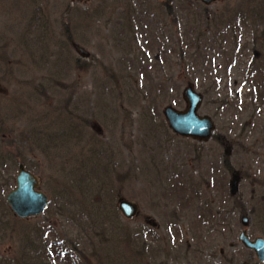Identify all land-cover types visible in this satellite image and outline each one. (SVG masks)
<instances>
[{
  "label": "rangeland",
  "instance_id": "374dc122",
  "mask_svg": "<svg viewBox=\"0 0 264 264\" xmlns=\"http://www.w3.org/2000/svg\"><path fill=\"white\" fill-rule=\"evenodd\" d=\"M163 2L0 0V87L6 91L0 93V122L7 132L0 137V264L15 259L20 264H136L134 225L145 217L164 228L172 211H178L182 228L170 244L177 240L183 248L188 228L200 242V254L190 255V263L210 259L205 264H214L220 249L228 252L230 243L237 247L242 230L228 196L224 161L242 179L238 199L252 211L249 236H264V151L253 155L263 148V135L256 136L258 126L245 127L258 115L264 119V105L257 109L264 89L257 97L245 81L253 62L254 69L264 71V41L258 39L264 23L255 16L264 17V0H220L206 13L198 3ZM260 82L264 87V73ZM187 83L204 95L200 115L213 120L215 141L195 145L176 138L163 120L166 106L184 108ZM40 85L47 101L38 95ZM250 95L259 103L248 104ZM233 99L242 106H226ZM86 103L100 135L82 125L80 134L71 133L66 118L79 105L86 113ZM50 106L56 109L51 116ZM234 116L235 131L229 133L225 123ZM84 119L79 115L78 124ZM61 127L62 142L52 138ZM55 146L62 154L68 148L83 155L79 163L71 161L79 174L75 189L63 183L73 166L63 162L60 151H47ZM9 159L26 164L41 179L49 199L42 216L12 217L5 196L15 187L17 170L11 179ZM244 177L259 184L260 198L251 200ZM200 180L206 191L198 194L193 184L201 185ZM119 198L136 203L139 215L125 220L117 209ZM159 230L160 235L167 231ZM237 252V264L251 256Z\"/></svg>",
  "mask_w": 264,
  "mask_h": 264
},
{
  "label": "water",
  "instance_id": "95a60500",
  "mask_svg": "<svg viewBox=\"0 0 264 264\" xmlns=\"http://www.w3.org/2000/svg\"><path fill=\"white\" fill-rule=\"evenodd\" d=\"M204 4H209L215 0H199ZM186 103V109L183 112H177L172 108L164 110V116L168 122L170 129L177 135L190 137L197 141H206L210 132L213 129L208 118H200L196 112L200 104L201 98L195 94L192 87L189 86L184 90L182 96ZM236 177L233 179L232 189L234 191ZM37 181L29 174L20 168L19 176L17 177V189L7 196V203L13 212L20 218L39 215L45 205L46 198L43 194L35 192ZM125 215L129 216L133 212V206L127 203H121ZM240 240L246 248L253 249L260 262L264 261V240H256L250 243L242 234Z\"/></svg>",
  "mask_w": 264,
  "mask_h": 264
},
{
  "label": "flooded vegetation",
  "instance_id": "af4514ba",
  "mask_svg": "<svg viewBox=\"0 0 264 264\" xmlns=\"http://www.w3.org/2000/svg\"><path fill=\"white\" fill-rule=\"evenodd\" d=\"M188 255H189V253H188ZM200 260V262H201V264H205V262L204 261H209L210 259H199ZM184 261H186V263H184V264H190V258H185L184 259ZM220 261V260H219Z\"/></svg>",
  "mask_w": 264,
  "mask_h": 264
},
{
  "label": "trees",
  "instance_id": "16d2710c",
  "mask_svg": "<svg viewBox=\"0 0 264 264\" xmlns=\"http://www.w3.org/2000/svg\"><path fill=\"white\" fill-rule=\"evenodd\" d=\"M260 89H261V88H256V89H255V94L257 95V97H258V96L260 97V95L262 94V93H261L262 91H261ZM257 97H256V98H257ZM254 99H255V98H254ZM255 100H256V99H255ZM256 101H257V100H256ZM263 102H264V101H262V103H263ZM0 224H1V222H0Z\"/></svg>",
  "mask_w": 264,
  "mask_h": 264
}]
</instances>
